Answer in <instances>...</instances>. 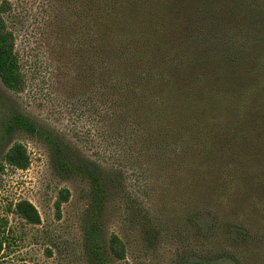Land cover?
I'll use <instances>...</instances> for the list:
<instances>
[{
  "label": "rangeland",
  "instance_id": "1",
  "mask_svg": "<svg viewBox=\"0 0 264 264\" xmlns=\"http://www.w3.org/2000/svg\"><path fill=\"white\" fill-rule=\"evenodd\" d=\"M4 1L25 87L13 91L0 78V264H264V194L245 187L244 149L219 153L215 167L223 171L213 173L182 153L170 132L149 124L155 138L145 143L138 132L119 133L99 108L90 72L96 20L110 16V0ZM17 115L45 136L12 128ZM47 135L70 161L98 170L103 198L87 173L60 167ZM15 143L27 147V169L5 160ZM21 200L36 206L39 224L15 211ZM94 224L100 259L88 239ZM113 234L125 244L124 258L110 250Z\"/></svg>",
  "mask_w": 264,
  "mask_h": 264
},
{
  "label": "trees",
  "instance_id": "2",
  "mask_svg": "<svg viewBox=\"0 0 264 264\" xmlns=\"http://www.w3.org/2000/svg\"><path fill=\"white\" fill-rule=\"evenodd\" d=\"M145 3L149 8L142 6ZM107 7L110 16L96 20L90 77L100 89L99 108L112 116L118 132H138V139L146 143L155 138L149 136L148 125H156L160 135L170 132L182 153L202 158L207 170L220 174L221 167L218 171L215 167L219 153L235 154L230 147H240L247 154L244 164H248L241 166L245 187L263 195L264 0H156L155 5L151 0H126L121 7L118 0H110ZM7 8L4 1L0 5V78L6 87L20 92L25 78L4 17ZM116 11L119 15L112 17ZM12 128L45 136L22 115L14 118ZM46 137L57 151L60 167L87 173L97 197L103 198L98 170L73 163L60 142ZM200 144L206 147L202 152ZM5 160L27 169L26 145L15 143ZM15 211L30 223L41 222L29 200L19 201ZM97 229L94 224L88 239L92 253L100 259ZM4 248L0 236V256ZM110 250L125 257V244L116 234L110 238Z\"/></svg>",
  "mask_w": 264,
  "mask_h": 264
}]
</instances>
